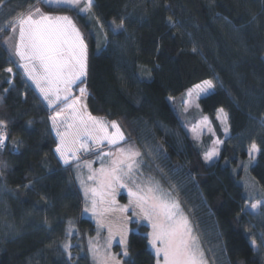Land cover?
Segmentation results:
<instances>
[{"label":"trees","instance_id":"16d2710c","mask_svg":"<svg viewBox=\"0 0 264 264\" xmlns=\"http://www.w3.org/2000/svg\"><path fill=\"white\" fill-rule=\"evenodd\" d=\"M30 5L69 16L79 28L88 68L77 87L89 93L87 111L117 121L126 141L114 147L134 144L143 153V177L178 199L208 264H264L250 242L261 243L254 239L256 218L241 211L245 197L237 183L238 163L255 142L261 152L250 172L264 192V0H94L92 19L103 33L99 48L86 15L43 0H4L0 26ZM122 18L124 30H114L112 22ZM9 34L0 33V120L8 134L0 149V264H91L86 244L95 226L83 215L73 164L56 159L51 109L18 59L7 62L3 41ZM205 80L215 87L198 102L223 141L219 159L209 165L167 100ZM219 108L229 117L226 138L215 118ZM96 153L79 156L90 160ZM112 193L117 205L127 204V188ZM70 222L76 230L71 236ZM128 227L135 264H155L148 225L133 220Z\"/></svg>","mask_w":264,"mask_h":264},{"label":"snow or ice","instance_id":"6c2138e0","mask_svg":"<svg viewBox=\"0 0 264 264\" xmlns=\"http://www.w3.org/2000/svg\"><path fill=\"white\" fill-rule=\"evenodd\" d=\"M3 2L4 0H0V4ZM49 3L74 5L85 13H90L94 6V0H83V7H81L82 0H49ZM167 6L171 7V5ZM167 22L173 27L176 25L172 16L167 18ZM112 23L114 30L125 28L123 18L118 24L115 21ZM5 31L11 33L3 41L5 50L10 54L7 62H16L12 59L13 56L18 58L19 66L35 83L43 99L50 107L55 106L53 115L49 119L59 139L55 152L59 153L65 165H68L71 159H76L79 168L75 154L81 149L89 151V143L95 146L104 142L108 145H118L119 142L126 141L125 134L117 121L105 122L102 117H95L87 111L84 100L89 93L85 87H79V95H73V86L82 84L87 78L88 46L81 31L69 16L47 14L39 7L30 5L26 13H19L0 26V33ZM192 50L196 51L195 48ZM4 71L11 75L13 68L8 67ZM6 82L11 85L13 81L8 79ZM214 87L212 80H205L194 85L187 94L189 97L194 95L198 97ZM217 118L227 134L228 113L223 108H219ZM69 120L71 123L67 124V129L71 131L62 133L59 130L60 124ZM6 128V122L0 120V149L6 145L8 135ZM109 128L115 131L109 132ZM193 132L194 139H199L196 129H193ZM222 143L223 141H214L212 149L204 154L205 161H211L213 157L219 155L217 145ZM248 151L249 161L245 168L255 162L256 154L260 153L261 149L253 142ZM104 156L112 158L107 168L103 166ZM142 156L143 153L134 144L117 147L115 152L103 153L100 157L101 168L88 176V180L97 183L96 187H88L83 179L80 180L85 194L84 211H90L101 218L97 221L98 232L99 226H102L105 220L108 224L109 235L103 253L98 244L93 243L91 239L89 241V251L95 264H135L130 257L128 241V233L131 231L128 225L133 220L137 224L141 220L148 222L151 231L146 237L148 245L155 251L156 264H208L200 238L195 233L189 217L183 213L178 199L171 191L162 190L159 182L153 177H143L140 159ZM2 163L0 162V165ZM86 166L92 171L91 162ZM3 175L4 173L0 172V176ZM77 178H80L79 175ZM114 187L128 189V204H116L112 193ZM245 209L253 213L264 209V199L250 205L246 204L241 211ZM129 211L132 212V216L127 215ZM69 227L71 228V222ZM117 236L122 251L111 253L107 249L111 248V242ZM252 243L255 245V241ZM64 248H70V244L65 243ZM120 256L128 259L121 260Z\"/></svg>","mask_w":264,"mask_h":264},{"label":"rangeland","instance_id":"374dc122","mask_svg":"<svg viewBox=\"0 0 264 264\" xmlns=\"http://www.w3.org/2000/svg\"><path fill=\"white\" fill-rule=\"evenodd\" d=\"M43 1H44V4L49 5V6L71 7L73 9H76L80 13L86 15L88 20H89V22L92 24V31H93V34H94V37H95L96 47L97 48L100 47V44H101V41H102V38H103V33H102L101 29L98 26H96V24L93 22L94 19H92L93 17H92L91 12L90 13L81 12L74 5H69V4H64V3H61V4L49 3V0H43ZM37 7H39L41 9L40 6H37ZM81 7H83V0H82V3H81ZM52 15H56V14H52ZM8 53H9V51H8ZM12 58L15 59L16 61L18 59V58L16 59V57H14V56ZM18 66H19V62H18ZM20 69L22 70V72L25 75L26 79L39 92V89L36 87L35 83L31 79H29V77L24 73V71H23V69L21 67H20ZM80 87H83V86H80ZM193 88H194V86L189 88V89H187L186 91H184L183 93H181L178 96L168 97L167 100L170 103L171 107L173 108V110H174L175 114L177 115L179 121L182 123L183 127L185 128L187 134L195 142L197 148L201 152L202 157L204 159V154L212 149L214 141H217V140L222 141V139H220L217 136V134H216V132L214 130V127L212 125L210 116L208 114H205V113L202 112V110L200 108V105H199V102H198L200 97L207 95L208 93L213 91V89H210L207 93H202L198 97H195V95L193 97H189L187 93H188V91L190 89H193ZM72 91H73V95H79V87L73 86ZM40 95H41V93H40ZM46 103H47V101H46ZM84 103H85V100H84ZM47 105H48V103H47ZM197 105H198V107H197ZM48 107L51 109V115H50V117H51L53 115L55 106H51L50 107L48 105ZM215 118H216V120H217V122L219 124L221 132L224 135V138L228 137L229 131H228L227 134L224 132V126L221 123V121L217 118V111L215 113ZM104 121L105 122H110L107 119H104ZM68 123H71V121L69 120L67 122H64V123L60 124L59 130L62 133L65 132V131H71V130L67 129V124ZM51 125H52V122H51ZM193 129H196V134L199 135V139H194ZM52 131H53L54 137L56 139V145H57L59 143V139L56 136V130H54L53 127H52ZM113 131H115V130L109 128V132H113ZM121 142H119V144ZM104 146H106V147L103 149ZM114 146H117V145H108L107 142H104L103 144H101L99 146H95V145L89 143V151H84L83 149H81L80 151L76 152V154H75L76 158H78V163L80 165L79 168L77 167V160L76 159H71L70 160L69 164H73L72 169H73V175H74L75 182H76L77 186L80 188V190L83 193L84 208H85V194H84V188L81 186L80 180L83 179L84 182H85V185L88 186V187H96L97 183L93 182V181H90L87 178H88V176L92 175V172H94V171H96V170L101 168V159H100V157H101V155L103 153L115 152L117 150V147H114ZM125 146H127V145H125ZM125 146H118V147H125ZM221 146H222V144L217 145V147L219 148V155H220ZM92 149L97 151V153H96V155H95V157L93 159L84 160V159L80 158L79 154L86 155ZM247 153H248L247 157L245 159L240 160L239 163H238V166L241 169V176L237 179V183L243 188V194H244V197H245L244 208H245L246 204L250 205L251 203H253V202L257 201V200L264 199L263 190L261 189V187L259 186V184L257 183V181L254 179V177L252 176V174L250 172V168L255 162L253 164L249 165L247 168H245V165L249 161V151ZM257 154H256V157H257ZM69 155H71V154H69ZM219 155L216 156V157H213V159L211 161H205V159H204V161H205L206 164L209 165V164L215 162L216 160H218L219 159ZM55 156H56V159L59 161V163L61 165L65 166V164L63 163V160L61 159L59 153L55 152ZM111 159H112L111 157L104 156V158H103V166L105 168L110 166ZM255 161H256V159H255ZM88 162H91L92 171H89V168L86 166V164ZM78 175L80 177L79 179L77 178ZM155 181H157V180H155ZM159 184H160L162 190L167 191V190H165L163 188V184L161 182H159ZM90 195L91 194L89 193V197H90ZM128 202H129V200H128ZM128 202H127V204H128ZM180 206H181V204H180ZM88 207L89 208L91 207L90 198L88 200ZM181 209L183 210V213L185 215H187V213L185 212V210L183 209L182 206H181ZM245 211L250 212L248 209H245ZM128 213L130 214V215L128 214L129 216H132V212L131 211H129ZM250 213L253 214L255 216V218H256V222L254 223V226H255L254 228H256V230H254L255 231L254 239H256V238L260 239L261 243H260V246L259 245L257 246L256 243H255V245H253V243H252V241H254L253 239H251L250 242H251L252 246L254 247L255 251L259 252L260 253V257L264 260V209H259L255 213H253V212H250ZM83 215L85 217H87L88 219H90L94 223V226H95V234L91 238H88L87 244H86L91 264H95V262L93 260L92 253L89 251V241L91 239L93 241V243L98 244L101 253H103L105 251V247H106V244H107V238H108V235H109L108 224H107V222L105 220V223L102 226H99V232H98V223H97V221L99 219H101V218L96 216V215H93V213L90 212V211L89 212H85L83 210ZM140 222L148 225V222L146 220H141ZM148 227H149V232H150L151 228H150L149 225H148ZM68 228L69 229L67 231H68L69 236H71V235L76 233V230H75L74 226L71 225V228L70 227H68ZM247 233H248V231H247ZM97 237H98V240H97ZM150 249L155 255V264H156L157 257H156L155 251H154V249L152 247H150ZM107 250L110 251L111 253H120L122 251V248L119 245V237L118 236L115 237L112 240L111 248L107 249ZM121 257L122 256H120L119 258L121 259Z\"/></svg>","mask_w":264,"mask_h":264},{"label":"built area","instance_id":"2783aa9c","mask_svg":"<svg viewBox=\"0 0 264 264\" xmlns=\"http://www.w3.org/2000/svg\"><path fill=\"white\" fill-rule=\"evenodd\" d=\"M7 132V131H6Z\"/></svg>","mask_w":264,"mask_h":264}]
</instances>
